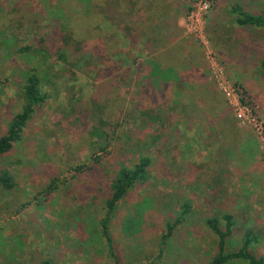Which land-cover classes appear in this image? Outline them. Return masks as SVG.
I'll return each instance as SVG.
<instances>
[{
	"label": "rangeland",
	"instance_id": "1",
	"mask_svg": "<svg viewBox=\"0 0 264 264\" xmlns=\"http://www.w3.org/2000/svg\"><path fill=\"white\" fill-rule=\"evenodd\" d=\"M52 1L0 0L1 127L15 111L25 72L35 68L45 75L48 95L27 121L22 141L0 160V169L15 165L14 186L0 187V264H208L217 236L206 221L217 218L224 229V214L234 222L228 249L250 229L259 238L251 250L264 255V49L256 56L259 43L264 48V29L240 27L228 11L238 3L259 14L264 0H143L133 14L128 5L127 18L179 27L183 78L174 79L167 95L147 93L154 105L141 104L142 88L151 89L146 72L136 67L149 61L141 44L123 54L122 70L131 69L127 80L122 70L106 77L105 61L93 60L86 73L82 62L68 66L49 47L37 51L33 34L51 29L45 9ZM119 40L125 50L128 44ZM103 80L119 85L116 92L106 91ZM240 90L249 104L240 101ZM193 98L202 112L192 106ZM216 112L220 116L210 125ZM96 128L106 139L94 137L101 132ZM127 138L143 145V152H121ZM137 155L150 156L148 173L111 216L109 247L99 223L105 210H93L100 206L98 195L89 192L82 200L84 186L77 183L91 181L93 171L77 173L75 167L95 164L111 179ZM179 216L183 221L159 251L165 223Z\"/></svg>",
	"mask_w": 264,
	"mask_h": 264
},
{
	"label": "trees",
	"instance_id": "2",
	"mask_svg": "<svg viewBox=\"0 0 264 264\" xmlns=\"http://www.w3.org/2000/svg\"><path fill=\"white\" fill-rule=\"evenodd\" d=\"M47 1L43 0L44 3ZM147 3L152 5V0L147 1ZM143 4V0H53L50 7L48 6L45 9L49 18H51V29L41 35L37 33L33 34L36 39L33 38L32 44L38 45L39 50L37 51H41V53L43 50L48 51V47L49 51L51 49L54 50L57 58L68 66H77V62L75 61L82 62L81 64L85 67L86 73L91 72L89 66L93 60L94 65L96 64V60L105 61L107 69L106 77H112L113 71L115 73L118 70L124 69L125 61L123 54L128 53L135 45L141 44L142 48L146 50L149 61L145 65L141 63L137 64L136 67L138 73L142 71L146 72L145 75L148 76L147 81L151 85V89L148 91L146 88H142L144 96L141 98L143 101L141 104L148 103L149 105H154L156 104L154 97H158V92H162V95H167L168 92L171 93L174 90V81L177 79L180 81L183 78L180 60L182 49L176 42L179 39V27L176 22L172 25H159L157 20L149 17L148 20L152 21H150V24L147 22V24L145 23L146 21L140 20L138 22L133 17H126L129 13L128 5L137 6L135 8L132 6L130 14H133L140 11ZM16 8L19 9L20 7ZM228 11L233 16L236 25L240 27L252 26L257 31L264 29V12H260L259 14L251 13L238 3L231 4ZM105 22L109 23L108 26L110 28L103 27V23ZM119 39H123L128 44L125 50L119 47ZM262 49H264L263 45L259 43L256 49V56L260 55ZM68 53L75 55L76 59L69 60L66 56ZM86 53H90L91 58L85 56ZM41 56L43 57V55ZM42 57L41 62L44 65L47 60ZM175 62L177 63L175 64ZM39 65L41 64H38V67ZM261 67L264 69V59L262 60ZM121 72L123 74L120 76L125 78V74L129 76L131 69L122 70ZM116 75L114 74L113 77L115 78ZM125 79L127 80V78ZM22 80V90L12 106L15 111L11 112L5 129L0 124V160L10 156L15 145L22 141L27 121L34 115L36 107L48 97L47 93L43 91L42 86V82H47L46 77L37 72L35 68H31L25 72ZM126 80L123 79L121 83H125ZM102 84L105 85L106 91L108 90L113 93L119 87V85L112 86L110 82H105V80H103ZM147 93L154 95V97H151L150 102H147L148 99H145ZM239 94L242 103L246 105L251 102L246 99L247 94L244 90H240ZM194 96L196 97V94ZM196 98L191 100L192 106L202 112V107L197 103L198 98ZM249 107L251 110H254L253 106ZM214 109L218 111L217 108ZM140 113L142 114V112ZM149 115V113H145V116ZM216 115L220 116L218 112L214 113L208 122L210 125L216 124V122H211L212 118ZM154 119H156V116H154ZM99 129L96 128V130ZM135 129L140 130L139 127ZM99 131L101 132H93L94 137H97L99 140L101 138L106 139L105 131ZM127 134L134 135L130 130ZM120 147H122L120 148L121 152H130L131 155L143 152L144 148L143 145L139 146L138 143L132 142L128 138L125 139L124 144ZM105 150L106 148H102L101 152ZM137 157L138 155L135 157L131 156V159H126L122 165L120 164L115 176L111 179L106 178L98 168L94 167L95 164L88 166L78 165L75 167L77 173L81 172L83 174L87 169H92L93 171L91 181L83 184L81 182L82 179H78L77 183L79 184L80 182L84 186L81 191L83 193L82 200L89 192L98 195L96 198L99 199L100 206L97 202V204H94L96 209L94 208L93 210L96 214L98 212L101 214V210H105V214L99 220V223L100 232L107 239L109 247L111 246L109 230L111 216L117 211L119 202L125 200L129 193L128 191L139 181H143L148 173L150 156L143 155L139 159ZM14 166V164L5 163L0 169V187L10 189L14 186V178L11 173ZM48 187L49 189L53 188L52 182H50ZM95 190H98L97 193ZM187 209L188 207L183 205L182 212L186 213ZM83 214L85 213L83 212ZM223 219L225 220L224 229L219 226L217 218H209L206 221L209 228L217 236V252L209 259L208 264H228L240 261H245L248 264H264V255H257L251 250L253 244L257 243L259 238L250 229H247L243 237L239 239L238 246L228 249L227 238L232 235L234 222L230 214H224ZM182 221L183 217L179 216L175 218V221L165 223V232L160 236L158 241V245H160L159 251H163V246L166 244L167 239L172 236L176 226Z\"/></svg>",
	"mask_w": 264,
	"mask_h": 264
},
{
	"label": "built area",
	"instance_id": "3",
	"mask_svg": "<svg viewBox=\"0 0 264 264\" xmlns=\"http://www.w3.org/2000/svg\"><path fill=\"white\" fill-rule=\"evenodd\" d=\"M207 5V4H206Z\"/></svg>",
	"mask_w": 264,
	"mask_h": 264
}]
</instances>
